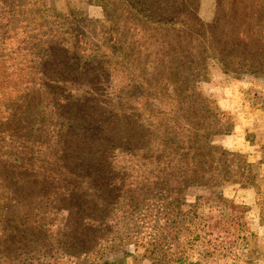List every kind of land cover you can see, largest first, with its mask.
Listing matches in <instances>:
<instances>
[{"label":"rangeland","instance_id":"rangeland-1","mask_svg":"<svg viewBox=\"0 0 264 264\" xmlns=\"http://www.w3.org/2000/svg\"><path fill=\"white\" fill-rule=\"evenodd\" d=\"M125 3L0 0V264H101L124 253L126 264H264V0H129L130 18ZM243 27L255 64L224 71L212 54L224 31L233 40ZM112 28L132 61L114 63ZM174 39L208 57L200 87L232 124L216 143L246 127L248 150L224 148L246 154L258 192L228 184L217 198L146 147L156 119L173 113L153 91L167 83L147 74L148 57ZM243 50L235 41L226 52L235 61ZM86 56L98 61L81 64Z\"/></svg>","mask_w":264,"mask_h":264},{"label":"trees","instance_id":"trees-1","mask_svg":"<svg viewBox=\"0 0 264 264\" xmlns=\"http://www.w3.org/2000/svg\"><path fill=\"white\" fill-rule=\"evenodd\" d=\"M123 2H126V5H124L126 6L124 9L125 15L128 18L132 17L134 8L129 0H123ZM104 16L108 23H113L116 20L114 14L106 12ZM196 25L201 26L203 37L216 43L200 21ZM111 30V33H109L111 36L110 42L119 53L118 59L114 63H119V59L127 62L132 61L135 56L127 50L129 49L128 46H126L127 49L123 47L124 43L129 44L130 47V41L124 40L123 43L118 33L113 28ZM229 32L224 31L223 37L217 44L218 52L212 54V56L224 65V71H232L231 68H227V65L234 63L238 67L233 70L240 68L242 72H248L249 67L253 66L256 60L254 54L249 55L247 52L246 44L247 39L253 34L249 28L245 29L243 27L236 30L233 40H228L230 38L228 37ZM235 41H239L244 50L241 54H235L236 58L233 61L232 58H228L229 55L226 51ZM181 42L178 39H174L172 42H159L157 48L162 50H158V52H154L148 57L152 70L150 68V72H147V74H150L151 78L167 83L165 86H160L162 87L160 90L153 91H155L160 101L170 105L173 113H168L169 117L165 120L159 121L156 119L153 128L155 132L149 133L148 131L150 137L146 140V147H152L157 152V162L162 161V158H169L168 163L170 166L178 162L176 167L183 181L193 182L199 187L213 189L217 198L221 197L220 188L228 184L237 183L243 188H255L258 192L261 183L246 154L243 152H229L216 143L220 139V134L231 132L232 124L230 123L228 128H224V123H222L225 117L224 113L219 110L215 101L209 100V97L203 93L200 87L208 73V57L202 50H194L193 52V49L199 48V46L192 47L186 42L185 44ZM256 42L258 43L257 39ZM185 47L190 48L192 51H186ZM165 48L168 49L169 53H165ZM89 58L97 60L95 56H86L84 61L80 63L85 64ZM104 75L106 77L111 76V72L106 69ZM114 75H118V72H114ZM141 79L143 82L146 81L143 78ZM189 99L197 100V106L190 108L191 112L187 113L186 110H183V106ZM148 133L144 135H148ZM160 154H163V156ZM261 163H264V159ZM127 256L129 254L124 253V256L118 258L105 259L101 264H126L125 258Z\"/></svg>","mask_w":264,"mask_h":264},{"label":"crops","instance_id":"crops-1","mask_svg":"<svg viewBox=\"0 0 264 264\" xmlns=\"http://www.w3.org/2000/svg\"><path fill=\"white\" fill-rule=\"evenodd\" d=\"M245 129H246L245 126L243 128H240L239 125H234V133H232V135H231V137H234V138L224 140V142H223L224 147H226L227 149L233 150V151H246V150H248L249 147L246 146L248 142L245 140L244 135H243ZM241 130H242V132H241ZM263 131H264V126H263ZM250 149H252V148H250ZM256 152H258V151H256ZM255 159L256 160L260 159V157L257 156Z\"/></svg>","mask_w":264,"mask_h":264}]
</instances>
